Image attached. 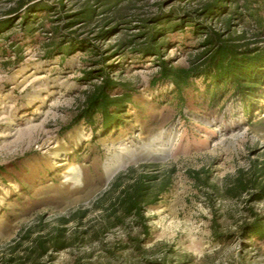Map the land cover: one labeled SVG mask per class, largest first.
<instances>
[{
  "label": "rangeland",
  "instance_id": "obj_1",
  "mask_svg": "<svg viewBox=\"0 0 264 264\" xmlns=\"http://www.w3.org/2000/svg\"><path fill=\"white\" fill-rule=\"evenodd\" d=\"M39 1L48 10L27 17L12 13L20 0H0V264H264V238L246 230L264 225V82L212 101L195 79L179 94L151 85L159 58L135 53L154 29L161 60L199 66L207 47L190 16L240 50L264 49L244 0L210 16L214 0ZM100 70L112 97L129 96L107 130L77 121ZM140 177L153 192L169 185L145 208L146 235L115 201Z\"/></svg>",
  "mask_w": 264,
  "mask_h": 264
},
{
  "label": "trees",
  "instance_id": "obj_2",
  "mask_svg": "<svg viewBox=\"0 0 264 264\" xmlns=\"http://www.w3.org/2000/svg\"><path fill=\"white\" fill-rule=\"evenodd\" d=\"M37 1V2H36ZM108 3L110 0H101ZM225 0H214L213 3L207 5L202 14L210 16L216 12H222L225 10L223 5ZM262 2L264 0H256L255 3ZM244 8L248 11V18L253 21L257 26L263 28V22L256 13L249 12L253 2L251 0H244ZM48 10L39 0H20L17 8L12 11L13 14L18 12L27 13L42 12ZM85 18L92 17V11H85ZM12 14V15H13ZM28 17V16H27ZM27 17L24 18L23 25H26ZM88 19V20H89ZM160 21V19H157ZM188 24H191V32L193 35L204 34V46L207 50L198 56L199 59H203L202 63L196 67L190 68H174L170 67L166 61L160 59L162 52L161 47L156 46V38L159 33L154 29H150L148 32V45L147 47L135 51L142 57L153 56L158 61V72L155 79L152 80L151 85L154 86L157 83L170 84L175 92L181 94L183 90L187 89L192 80L203 79L208 84V89L214 88L211 95V100L214 101L217 93H229L232 92L234 96L238 95L242 97L247 90L255 88L257 85H261L264 82V49H250L246 48L240 50L234 44H228L226 41H222L219 34L214 33L211 29L201 27V25L194 22L192 16L188 19ZM229 23V20L227 21ZM183 23L174 25L172 30H182ZM200 30H206L205 32ZM208 30V31H207ZM113 32V31H112ZM111 32H102L99 36H107ZM77 45L79 48H88L87 44ZM74 44H71L68 50L73 48ZM59 50V47L56 49ZM96 49H92L91 52L95 53ZM201 59V60H202ZM102 63L105 62L103 59ZM100 73L99 78L102 79L100 85L96 86L94 90L88 95L85 100V107L78 116L77 121H85L90 126L95 125V118H99V122L102 130H107L110 126H117L120 121V116L125 112V106L129 103V96L125 97H112L110 92L113 91L117 85H114L107 77L104 71H98ZM128 99V100H126ZM80 119V120H79ZM153 179L145 180L143 177L133 181L127 187L122 189L117 195L115 201L119 208L122 218L131 217L132 222H135L137 227L142 229L144 235L147 234V227L145 225L144 213L145 208L154 205L158 197L165 193L168 188V183L162 181L157 185V191L153 192L150 182ZM154 181V180H153ZM264 194V188L260 189L257 199H262ZM117 222H120V217H117ZM247 236L256 237L258 239L264 238V225L260 219L255 218L251 225L247 227Z\"/></svg>",
  "mask_w": 264,
  "mask_h": 264
}]
</instances>
